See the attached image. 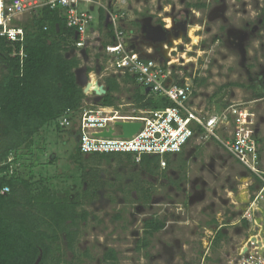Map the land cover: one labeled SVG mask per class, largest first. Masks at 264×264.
<instances>
[{"label":"rangeland","instance_id":"rangeland-1","mask_svg":"<svg viewBox=\"0 0 264 264\" xmlns=\"http://www.w3.org/2000/svg\"><path fill=\"white\" fill-rule=\"evenodd\" d=\"M126 2L133 11L131 20L125 18L126 29L141 37L137 51L146 53L151 48L148 55L156 61L171 60L173 75L179 80H204V84H194L191 106L209 114L241 104L254 113L260 168L264 170V0ZM200 4L203 7L191 6ZM79 8L89 6L82 3ZM91 16L92 28H96L97 7ZM28 17L25 14L14 24L21 25ZM132 18L145 23L144 31ZM96 35L88 36L92 46L74 53L80 59L75 70L78 83L86 69L95 72L103 64L99 43L105 34L100 29ZM239 84L254 86L262 97L235 86ZM134 90L123 87L117 104H130ZM131 109L121 110L131 113ZM71 129L59 131L54 123L48 125L33 137L31 147L19 150L16 164L10 165L11 172L30 183L32 193L47 187L50 194L79 203L78 211L87 213L86 221L80 222L74 256L64 253L69 264H105L101 257L109 248L117 252L116 264L229 262L242 235L237 230L243 225L244 200L250 199L256 184L214 140L191 146L149 174L134 160L128 162L124 154L106 160L77 153ZM141 187L148 192L147 203ZM146 219H159L164 226L148 238L147 248L138 250ZM217 231L225 239L214 246Z\"/></svg>","mask_w":264,"mask_h":264},{"label":"trees","instance_id":"trees-1","mask_svg":"<svg viewBox=\"0 0 264 264\" xmlns=\"http://www.w3.org/2000/svg\"><path fill=\"white\" fill-rule=\"evenodd\" d=\"M98 12L102 26L104 11ZM20 26L24 31L22 41L12 43L0 37V264H34L40 254L39 264H69L64 253L75 254L80 222L86 221L87 213L78 211L79 203L50 194L47 187L32 193L30 183L10 172V165L16 164L19 150L31 147L33 137L41 130L54 123L60 131L58 123L63 113L67 109L76 111L83 104L86 97L75 74L80 59L74 54V31L66 28L60 8H41ZM111 36L110 32L106 34L102 46L111 43ZM90 71L86 69V74ZM175 82L181 85L183 80ZM120 83L135 84L131 78L120 82L115 77L103 79L105 94L98 104L116 106L117 94L122 89ZM193 83L204 84V80L195 79ZM235 86L251 89L255 97H262L254 86ZM131 102L141 110L171 106L165 99L147 96L139 89L133 91ZM76 152L79 153L77 147ZM90 156L106 160L120 157L118 154ZM124 158L128 162L133 160L130 155ZM139 166L153 174L159 169V159L144 155ZM254 182L255 190L259 181L254 178ZM142 196L147 203L148 192L143 191ZM163 224L159 219L143 222L138 250L148 247V238L159 232ZM224 239L225 235L217 231L213 245L218 246ZM62 240L64 248L60 247ZM101 259L105 264H116L117 252L109 248Z\"/></svg>","mask_w":264,"mask_h":264},{"label":"built area","instance_id":"built-area-1","mask_svg":"<svg viewBox=\"0 0 264 264\" xmlns=\"http://www.w3.org/2000/svg\"><path fill=\"white\" fill-rule=\"evenodd\" d=\"M82 3L89 9L81 10L79 5ZM44 7L61 9L66 28L74 31L75 52L92 46L88 36L93 33L89 31L94 7L107 14L108 31L112 33L111 43L105 46L99 43L102 66L95 72L87 73L88 76L86 74V82L92 85L87 93H83L86 99L76 111L67 109L58 123L62 131L73 128L72 137L78 152L82 155H130L136 163L144 155L154 156L159 159V167L164 168L167 161L184 154L191 146L214 140L259 181L241 216V221L246 223L245 235L249 231H257V235L249 236L243 245L244 235L241 236L235 255L228 264H264V253L259 252L264 249V238L259 237L261 226L255 221L256 213L264 210V170L260 168L254 113L241 104L228 105L218 113L203 114L202 110H196L190 101L194 91L193 79L185 78L178 85L171 60L160 62L141 57L132 47L136 41L133 31H127L121 25L124 14L113 11L100 0H0V37L12 43L22 41L24 31L14 21ZM107 77H115L119 82L131 78L135 84L126 85L133 90L161 97L171 106L141 110L132 102L106 107L99 105L98 99L97 102L90 101L91 97H97L92 92L94 85L104 89L103 79ZM120 85L121 88L126 87L123 83ZM81 88L83 92L84 86ZM122 107L132 108L131 113L123 112ZM116 121L138 122L140 128L130 137H118L121 129L114 125ZM109 130H112L111 137L98 136ZM253 238L255 242H252ZM257 241H260V247Z\"/></svg>","mask_w":264,"mask_h":264},{"label":"water","instance_id":"water-1","mask_svg":"<svg viewBox=\"0 0 264 264\" xmlns=\"http://www.w3.org/2000/svg\"><path fill=\"white\" fill-rule=\"evenodd\" d=\"M76 79H77V77H76ZM86 81H87V76H85L84 79H83V81H81L80 83H78V81H77V83L79 84L80 87H83L84 86L83 93H87L89 91V88L92 86L90 83H87ZM92 92L98 98L105 94V90L103 89V87L97 86L96 84L94 85V89H93ZM224 94H223V96L219 100H222L223 99ZM114 125L120 127L121 133H120V135H118V137H122V138H127V137L132 136L140 128V123H138V122H121V121H116ZM98 136L111 137L112 136V130H109L108 132H102ZM255 221H256V223L258 225L261 226V231L259 232V237L264 238V210L263 209L256 213ZM241 234L242 235H240V236H243L244 235V238L242 240V245H243V244H245L248 241L249 236H255V235H257V231H249L246 235H245V233H242L241 232ZM251 240H252V242H255L256 241L255 238H253ZM263 243H264V239H263ZM257 246L258 247L261 246L260 241L257 243ZM259 252L261 254L264 253V249H261V251H259ZM40 259H41V254L36 258L34 264H39Z\"/></svg>","mask_w":264,"mask_h":264},{"label":"crops","instance_id":"crops-1","mask_svg":"<svg viewBox=\"0 0 264 264\" xmlns=\"http://www.w3.org/2000/svg\"><path fill=\"white\" fill-rule=\"evenodd\" d=\"M101 1V3L103 4V5H107L108 7H110L113 11H116V12H120V13H123L124 14V18L122 19V23H121V25H122V27H125V29L127 28L125 25H126V21H125V18H127L128 20H131V18H129V13H133V11H132V7L129 5V4H127V2H126V0H108L109 1V3L107 4V0H100ZM98 14H99V12H98ZM134 21V18H132V22ZM100 29L102 30V33H103V35L105 36L104 37V39L102 38V40H101V43H103L105 40H106V34H108L109 33V31H108V29H109V25H108V20H107V14H104V22H103V24H102V26H99V15H98V24H97V27L96 28H92V25H91V28H90V31H89V33L91 32H93L92 33V35H90V36H95V37H98V35H96V33H98L99 31H100ZM129 31H131V30H129ZM105 32V33H104ZM137 41H135L134 43H133V49L135 50V51H137ZM149 50L148 51H146V53H142V52H140L139 54H140V56L141 57H143V58H145V59H153L152 57H150L148 54H152L151 52V48H148ZM155 60V59H154ZM76 73V72H75ZM126 87H130L129 85H126ZM177 158V156H175V157H173L172 158V160L173 159H176ZM243 194V195H242ZM241 194V198H242V200H244L245 199V193H242ZM244 196V197H243ZM248 201H249V199L247 200V198H246V200H244V202H246V203H248ZM245 209V208H244ZM243 209V210H244ZM240 241H241V236L240 237H238V239H237V241H236V243H235V245L233 246L234 248L232 249V255H231V258L229 259V261L234 257V255H235V249L237 248V245L240 243ZM228 264V263H227Z\"/></svg>","mask_w":264,"mask_h":264},{"label":"flooded vegetation","instance_id":"flooded-vegetation-1","mask_svg":"<svg viewBox=\"0 0 264 264\" xmlns=\"http://www.w3.org/2000/svg\"><path fill=\"white\" fill-rule=\"evenodd\" d=\"M134 25H137V27L138 26H141V29H142V31H144V29L146 28L145 27V23H142V20L140 21L139 19H136V18H134ZM141 31V32H142ZM140 32V33H141ZM143 33V32H142ZM142 33L140 34V36L142 35ZM230 35H231V33H230ZM134 37H135V39H136V41L139 43L140 42V39H141V37H139V35L137 34V33H135L134 34ZM236 44H237V41H236ZM132 162H134V161H132ZM139 164V163H138ZM242 227H244L243 225H240V228L237 230V232H239V234H241V232H242ZM107 250V249H106ZM105 250V251H106ZM73 255V254H72ZM74 256V255H73ZM102 258V257H101ZM102 260V259H101Z\"/></svg>","mask_w":264,"mask_h":264}]
</instances>
